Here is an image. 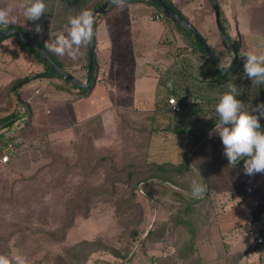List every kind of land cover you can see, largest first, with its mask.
<instances>
[{
    "label": "rangeland",
    "instance_id": "obj_1",
    "mask_svg": "<svg viewBox=\"0 0 264 264\" xmlns=\"http://www.w3.org/2000/svg\"><path fill=\"white\" fill-rule=\"evenodd\" d=\"M210 41L214 42L212 38ZM7 43L11 49L0 48V118L11 113L20 117L10 134L20 130L24 122L21 116L27 113L32 126L22 137L21 146L10 154L16 165L2 175L0 250L5 252L8 247L12 255L25 256L28 264H158L157 256L175 253L173 243L179 225L193 235L188 226L192 219L201 217L196 208L202 199L214 203L218 199V207L222 206L221 201L230 200L213 190L217 189L214 185L221 188L224 182H209V174L213 178L214 173L240 172L230 183L245 192L244 201L257 209L264 200V174L246 175L243 161L235 167L228 165L221 139L213 132L218 120L215 99L200 98L181 105V115H195L207 121L203 130L193 131V136L186 131L195 142L178 164H158L153 155L148 159L149 138L157 132V136H166L163 132L167 131L160 127L165 122L162 120L171 118L169 113H161L155 122L144 114L122 113L117 136L113 134L110 140L99 144L86 138L70 139L58 131L39 135L32 102L53 87L44 80L40 65H32L13 41ZM229 61L231 57L226 64ZM63 63L78 80L81 71L74 68L76 62ZM244 81L243 95L238 99L244 101L245 109L264 102V96L260 100L249 90L254 87L250 80ZM232 84L240 87L237 81ZM170 137L168 143L180 140ZM198 142L203 144L196 149ZM0 152H6V148H0ZM197 168L201 182L207 186L201 199L190 196L192 180L200 179ZM167 169L171 170L167 176L170 182L158 177L165 175ZM175 169L182 171L176 173Z\"/></svg>",
    "mask_w": 264,
    "mask_h": 264
},
{
    "label": "crops",
    "instance_id": "obj_2",
    "mask_svg": "<svg viewBox=\"0 0 264 264\" xmlns=\"http://www.w3.org/2000/svg\"><path fill=\"white\" fill-rule=\"evenodd\" d=\"M102 1L45 0L48 12L38 21H25L18 9L13 12L18 17L12 16L16 23L32 34L54 40L68 24L69 17L83 10L93 12ZM167 1L200 36L207 38L209 45L218 47V51L223 49L219 43L220 33L215 25L210 0ZM216 1L225 35L233 44H239L238 62L229 72L221 73L202 53L189 48L181 49L186 47L182 34L165 20H154L153 17L159 11L148 1L127 2L123 10L109 4L107 10L96 18L92 85L89 84V89L73 85L74 88H69L61 80L45 77L44 80L49 81L53 88L32 102L35 106L34 118L38 119L36 124L33 123L37 133L47 135L58 131L70 139L88 138L93 144H99L110 140L113 134L117 136L118 118L122 113L144 114L151 116L154 122L161 118V113H169L171 118L162 120L165 122L160 127L167 131L163 132L166 136H157V132L149 138L148 159L153 155L158 164L181 163L186 149L195 142L186 134L193 136V131L203 130L207 120L195 115H181L182 112L172 113L167 105V97H175L180 105L199 101L200 98L215 99V103H218L220 96L228 91V85L234 81L240 84L238 88L243 95L242 84L247 78L243 69L245 55L248 52H264V0ZM13 2L15 0H0V7ZM35 24L42 26L40 34L34 31ZM82 53L75 61L74 68L81 71L78 80L83 82L87 78L88 47L82 49ZM217 56L221 64H226L229 58ZM262 89L264 85L249 88L254 97L257 95L260 100L264 96ZM261 125V130H264V124ZM29 126H32V121ZM170 135L180 140L168 143ZM202 144L196 143L195 148ZM162 148L167 151L162 152ZM171 148L176 150L167 155ZM12 161L6 166L5 172L16 165ZM238 173H214L213 178L209 174V182H224L222 189L214 185L217 189L213 190L222 197L229 196L230 200L221 201L222 206L218 207V199L215 203L202 199L201 206L196 208V212L201 211V217L189 222L188 227L192 228L193 235L179 225L173 243L175 253L157 256L158 264H258L257 256L248 252L251 241L249 227L263 210L264 200L257 209L244 201L245 192L234 182L230 183ZM231 193H234L233 197Z\"/></svg>",
    "mask_w": 264,
    "mask_h": 264
},
{
    "label": "clouds",
    "instance_id": "obj_3",
    "mask_svg": "<svg viewBox=\"0 0 264 264\" xmlns=\"http://www.w3.org/2000/svg\"><path fill=\"white\" fill-rule=\"evenodd\" d=\"M111 5L123 10L127 0H108ZM17 9L22 13L25 21H38L48 12L45 0H15L6 7H0V25L9 26L15 22L12 16ZM97 20L94 12L83 10L79 14L69 17L68 24L60 31L52 43L45 47L59 57L67 56L76 61L82 56V49L87 48L94 40ZM34 31L40 34L43 29L35 24ZM221 70L231 68V61L219 64ZM244 73L251 84L260 87L264 85V52H248L243 64ZM242 95L237 85L230 83L228 91L220 96L214 111L218 117L213 132L219 136L223 145V154L228 165L235 167L243 161L244 173L253 176L264 174V130L261 120H264V102L252 104L245 109L244 101L238 99ZM199 180L193 179L190 185V196L193 199L203 198L207 186L201 181L199 169H195ZM0 264H28V260L21 254H0Z\"/></svg>",
    "mask_w": 264,
    "mask_h": 264
},
{
    "label": "trees",
    "instance_id": "obj_4",
    "mask_svg": "<svg viewBox=\"0 0 264 264\" xmlns=\"http://www.w3.org/2000/svg\"><path fill=\"white\" fill-rule=\"evenodd\" d=\"M106 1H108V0H104V1L100 2L99 4H97V7L100 8ZM163 1L166 2V4L168 6H170L174 11H176L184 20H186L180 14V12L176 8H174V6L169 1H167V0H163ZM147 3L155 6L156 9L159 11V13L163 14L164 20L167 23L171 24L173 26V28L176 29V31H178L180 34H182V37H183L182 41L185 44V46H187V48L191 49L192 51H196V52H199V53H202V54L205 55L204 50L201 48L200 44L196 41V39L193 37V35L191 34L190 31L183 30L182 28H180L176 24H174L167 17V15L164 13V11L162 10V8H161V6L159 4L153 3V2H147ZM18 12H20L19 9H18ZM219 15H220V13H219ZM13 16H15V18L18 17L17 14H13ZM154 17H153V19H154ZM7 27H12L13 29H15L17 31H19L21 33H24L27 36L28 40L34 42L39 48L43 49L46 52V54L52 59V61L56 65H58L60 68H62L66 73L70 74L69 71H67V69L65 67V64L63 63V60H68V65H72V63L74 64V61L69 59L67 56L59 57V56L55 55L54 53H52L51 51H49L47 47H45L46 43H52L54 40H48V39L40 38L39 36H37L35 34H32L30 31H27L22 25H20L19 23H16V22L10 24ZM7 27L0 25V34L2 32H4ZM200 37L207 43V38L202 37V36H200ZM8 40L13 41V44L15 43L19 53L24 55V56H26L27 59L31 62L32 65H40L42 67V70H43V73H44V77L49 78V79L61 80L64 83V85L69 86V88L70 87L74 88L73 86H71V83L68 80L62 78L55 71L53 66H51L49 63L45 62L43 57L35 49H33L31 46H29L25 42L19 41L14 35L8 36L4 40L0 41V48L8 46V43H7ZM219 43H220V46L223 48L220 51H218L217 48L215 49V47L209 45L208 43L207 44L215 52L216 55H220V56L225 55L227 57H231V49L228 46V44L223 40L221 35H219ZM236 47H237V50H238L239 49V44L238 43H236ZM7 48L11 49L12 46L9 45ZM5 50H6V48H5ZM93 69H94V64H93ZM21 81L22 80L17 82V84L20 83ZM90 85H92V83H90ZM90 85L86 89H89ZM262 92L264 93L263 89H262ZM28 114L29 113L21 116L22 120L24 122L21 125L20 130L12 132L9 136H5V134L2 133V131L3 130L10 131L12 129V127H13V124L16 121H18V119L20 117L17 116L16 114L11 113V114H9L7 116H3V117L0 118V148H6L9 144H11L16 149L19 146H21V142L20 141H21L22 137L24 136L25 132H27L29 130L30 120H29L28 117H26V116H29ZM24 117H26L25 120H24ZM86 139H88V138H86ZM168 167L169 166H167V167L161 166L162 169H165V168H168ZM161 168L159 170H161ZM164 171H165L164 172L165 175H161V176H158V177H160L162 179V181H164V182H170L167 176L171 175V170L167 169V170H164ZM174 171H176V173H178V172L181 173L182 170L179 171V170L175 169ZM1 189H2V187H1ZM71 222H72V220H71ZM25 241H26L25 239L22 240V242H25ZM4 253L6 255H12V252H11V250L8 247H7V249H5V252H4V250H0V254H4Z\"/></svg>",
    "mask_w": 264,
    "mask_h": 264
},
{
    "label": "water",
    "instance_id": "obj_5",
    "mask_svg": "<svg viewBox=\"0 0 264 264\" xmlns=\"http://www.w3.org/2000/svg\"><path fill=\"white\" fill-rule=\"evenodd\" d=\"M141 2V1H148L157 3L161 6L164 13L167 17L178 27L182 28L183 30L190 31L196 41L200 44L201 48L204 50L205 55L217 66L221 73L229 72L231 69L234 68L236 63L238 62V50L236 45H234L228 37H226L221 23H220V15H219V8L216 0H210L211 5L214 11V19L215 25L217 27L218 32L222 36L223 40L228 44L231 49V68L227 70H221L219 68L220 60L215 52L208 46V44L200 37V35L192 28V26L186 22L176 11H174L170 6L166 4L163 0H127V2ZM109 2L106 1L100 8L95 9L93 12L96 15L104 13L108 6ZM14 35L19 41L25 42L33 49H35L44 59L45 62L49 63L51 66L54 67L55 71L64 79L68 80L71 85L75 86L76 88L85 89L89 87L91 79L93 77V64H94V40L88 46V67H87V78L85 82L78 81L73 75L66 73L62 68L56 65L52 59L46 54V52L39 48L34 42L28 40L27 36L24 33H21L12 27H7L4 32L0 34V41L4 40L8 36ZM38 77V76H37Z\"/></svg>",
    "mask_w": 264,
    "mask_h": 264
},
{
    "label": "built area",
    "instance_id": "obj_6",
    "mask_svg": "<svg viewBox=\"0 0 264 264\" xmlns=\"http://www.w3.org/2000/svg\"><path fill=\"white\" fill-rule=\"evenodd\" d=\"M154 20L163 21V14H157L154 17ZM167 105L173 113H180L182 110L181 105L178 104L177 100L173 96L168 98ZM7 132L8 133L5 135L9 136L10 132ZM13 148L14 147L9 144L6 147V152H0V192L2 187V173L10 162V154L14 152ZM249 234L251 237V241L248 246V252L257 256L258 264H264V208L259 213L257 218L251 222V225L249 227Z\"/></svg>",
    "mask_w": 264,
    "mask_h": 264
}]
</instances>
